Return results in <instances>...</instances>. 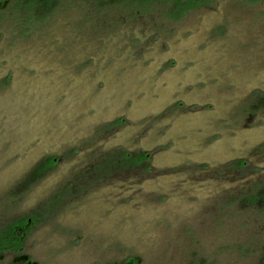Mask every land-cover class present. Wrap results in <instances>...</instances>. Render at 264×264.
Listing matches in <instances>:
<instances>
[{
    "label": "rangeland",
    "instance_id": "obj_1",
    "mask_svg": "<svg viewBox=\"0 0 264 264\" xmlns=\"http://www.w3.org/2000/svg\"><path fill=\"white\" fill-rule=\"evenodd\" d=\"M5 1L0 235L28 220L30 264H263L264 0Z\"/></svg>",
    "mask_w": 264,
    "mask_h": 264
},
{
    "label": "trees",
    "instance_id": "obj_2",
    "mask_svg": "<svg viewBox=\"0 0 264 264\" xmlns=\"http://www.w3.org/2000/svg\"><path fill=\"white\" fill-rule=\"evenodd\" d=\"M7 2L8 0L5 1V3ZM38 3H39L38 7L41 8L42 6V9L45 8L46 10L48 8L50 9L51 5L53 4L52 0H50V2L48 0L47 1L40 0V2ZM147 156L148 155L142 156L138 160L144 161L145 159H147ZM126 157L130 159L132 158V155L127 154ZM55 161H57L55 158L47 159V161H45V164H43L42 166V170H40L41 168L39 170L44 171L43 169L47 170L51 168L52 165L56 164ZM27 221L28 220H22L18 223L13 224L6 232H3V234L0 235V253L4 251H8V252L14 251V253L20 254L14 260V264H30V258L23 254L21 255V250L24 241V234L27 230L26 227L29 225Z\"/></svg>",
    "mask_w": 264,
    "mask_h": 264
}]
</instances>
